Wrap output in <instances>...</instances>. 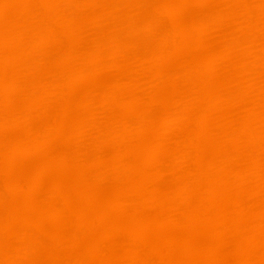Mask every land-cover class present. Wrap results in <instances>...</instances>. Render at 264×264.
<instances>
[{
	"label": "bare ground",
	"instance_id": "6f19581e",
	"mask_svg": "<svg viewBox=\"0 0 264 264\" xmlns=\"http://www.w3.org/2000/svg\"><path fill=\"white\" fill-rule=\"evenodd\" d=\"M0 264H264V0H0Z\"/></svg>",
	"mask_w": 264,
	"mask_h": 264
}]
</instances>
